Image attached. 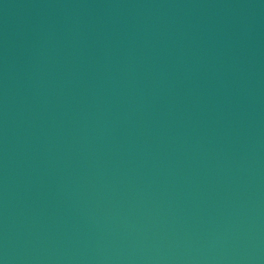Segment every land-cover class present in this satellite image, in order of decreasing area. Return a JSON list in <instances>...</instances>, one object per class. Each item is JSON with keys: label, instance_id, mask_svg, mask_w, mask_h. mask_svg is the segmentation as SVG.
I'll list each match as a JSON object with an SVG mask.
<instances>
[{"label": "water", "instance_id": "1", "mask_svg": "<svg viewBox=\"0 0 264 264\" xmlns=\"http://www.w3.org/2000/svg\"><path fill=\"white\" fill-rule=\"evenodd\" d=\"M0 264H264V0H0Z\"/></svg>", "mask_w": 264, "mask_h": 264}]
</instances>
